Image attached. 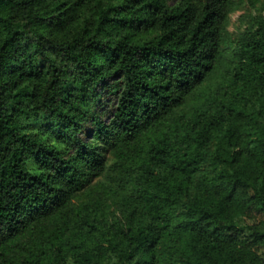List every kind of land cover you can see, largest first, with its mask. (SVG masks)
Wrapping results in <instances>:
<instances>
[{"label": "trees", "instance_id": "obj_1", "mask_svg": "<svg viewBox=\"0 0 264 264\" xmlns=\"http://www.w3.org/2000/svg\"><path fill=\"white\" fill-rule=\"evenodd\" d=\"M233 7L0 0V264H264V14L230 49Z\"/></svg>", "mask_w": 264, "mask_h": 264}, {"label": "rangeland", "instance_id": "obj_2", "mask_svg": "<svg viewBox=\"0 0 264 264\" xmlns=\"http://www.w3.org/2000/svg\"><path fill=\"white\" fill-rule=\"evenodd\" d=\"M264 0H234V7L232 13L230 15L229 25L226 30L228 43L230 49L234 47L239 37L253 29L257 21L264 14ZM228 50L221 63L214 71L210 81L205 84L208 88V93L212 90V87L221 83L224 79L225 73L229 66H231V53ZM204 103V99L201 98L198 100L197 97L190 98L187 104L179 109V111L191 113L195 110L199 105ZM96 187L94 189H89L82 193L75 201V205H80L85 202L91 203L99 198L100 195L104 192L105 180L100 178L95 184ZM103 206L107 209V213L110 217L118 215L121 209L120 207V198H113L111 196H107V198H103ZM264 222V216L259 217L256 222Z\"/></svg>", "mask_w": 264, "mask_h": 264}]
</instances>
